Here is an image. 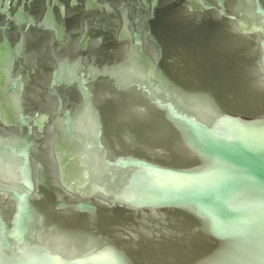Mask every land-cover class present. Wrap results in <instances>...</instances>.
I'll use <instances>...</instances> for the list:
<instances>
[{
	"label": "water",
	"instance_id": "1",
	"mask_svg": "<svg viewBox=\"0 0 264 264\" xmlns=\"http://www.w3.org/2000/svg\"><path fill=\"white\" fill-rule=\"evenodd\" d=\"M0 264H264V0H0Z\"/></svg>",
	"mask_w": 264,
	"mask_h": 264
}]
</instances>
